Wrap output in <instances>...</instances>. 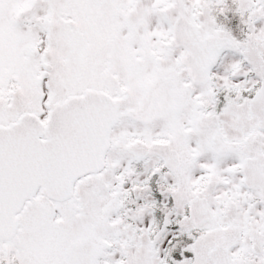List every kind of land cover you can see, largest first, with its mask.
I'll return each instance as SVG.
<instances>
[{
	"label": "snow or ice",
	"instance_id": "1",
	"mask_svg": "<svg viewBox=\"0 0 264 264\" xmlns=\"http://www.w3.org/2000/svg\"><path fill=\"white\" fill-rule=\"evenodd\" d=\"M0 264H264V0H0Z\"/></svg>",
	"mask_w": 264,
	"mask_h": 264
}]
</instances>
